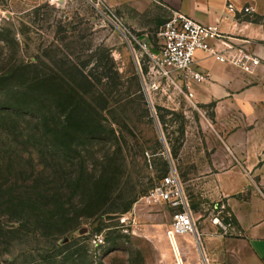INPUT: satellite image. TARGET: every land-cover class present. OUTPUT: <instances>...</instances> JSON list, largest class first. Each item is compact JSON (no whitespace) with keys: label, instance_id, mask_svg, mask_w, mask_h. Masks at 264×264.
I'll use <instances>...</instances> for the list:
<instances>
[{"label":"rangeland","instance_id":"1","mask_svg":"<svg viewBox=\"0 0 264 264\" xmlns=\"http://www.w3.org/2000/svg\"><path fill=\"white\" fill-rule=\"evenodd\" d=\"M93 1L0 0V264H165L172 252L173 210L144 197L172 162L182 180L195 171L183 145L199 114L177 88L150 86L146 60L137 64L125 32ZM134 16L150 23L140 31L156 46L166 18L157 26L150 12ZM27 63L44 125L22 93ZM34 185L44 207L28 209ZM186 186L201 233L215 203ZM180 237L203 264L196 238Z\"/></svg>","mask_w":264,"mask_h":264},{"label":"crops","instance_id":"2","mask_svg":"<svg viewBox=\"0 0 264 264\" xmlns=\"http://www.w3.org/2000/svg\"><path fill=\"white\" fill-rule=\"evenodd\" d=\"M105 1L120 10L144 39L150 40L140 30L150 23L138 21L134 14L150 12L154 24L160 26L179 11L199 23L217 24L232 45L243 46L260 58L259 66L249 73L197 50L193 68L207 79L192 82L191 97L187 89L182 92L199 114L196 126L185 130L189 138L183 146L195 152L189 157L195 161V171L183 181L197 196L200 189L205 190L203 195L215 206L223 204L233 219L226 231L213 222L203 224L200 242L207 264H264V0ZM229 3L234 4L235 12L227 9ZM248 5L252 13L242 12ZM210 44L214 46L216 41ZM172 89L162 87L170 94ZM176 243L183 261L200 263L198 255L189 257L190 246L184 238L178 237ZM176 243H170L172 252L166 250L165 264L186 263L179 261Z\"/></svg>","mask_w":264,"mask_h":264},{"label":"built area","instance_id":"3","mask_svg":"<svg viewBox=\"0 0 264 264\" xmlns=\"http://www.w3.org/2000/svg\"><path fill=\"white\" fill-rule=\"evenodd\" d=\"M50 1L60 7L68 2V0ZM93 3L95 6L103 7L105 17L112 23L118 24L125 32L137 64L141 66V61L146 60L147 76L150 86L154 89L163 86H172L181 92L187 89V95L191 97L192 82L207 79L206 74L193 68L196 52L199 49L209 52L219 62L230 63L249 73L254 72L261 62L257 55L249 52L245 47L232 45L231 38L223 35L217 24H202L182 12L175 11L158 29V43L155 46L151 40L144 39L127 28L115 9L105 0H94ZM227 9L231 12L236 11L232 3L227 5ZM252 11L253 8L249 5L242 8L244 13H252ZM211 40L216 41V45H211ZM217 44L223 47H218ZM144 200L148 203H164L173 210L171 223L166 230L169 242L173 244L180 236L192 235L199 242L204 258L203 264H207L186 186L173 162ZM215 209L217 214L212 222L224 231L228 230L232 225L230 213L225 210L223 204L215 206ZM226 218L228 222L225 221Z\"/></svg>","mask_w":264,"mask_h":264},{"label":"trees","instance_id":"4","mask_svg":"<svg viewBox=\"0 0 264 264\" xmlns=\"http://www.w3.org/2000/svg\"><path fill=\"white\" fill-rule=\"evenodd\" d=\"M24 70H25L24 71L25 73L28 72L27 75H28L29 84L28 83L26 84V86H25L24 90L22 91V93H25L27 95V104H30L31 106H33V108H32L33 110L31 112H29L30 114L33 115V114H35L34 111H35V108H36V106H34V103H36V100L34 98V93H35L36 87H37L36 82L38 80V74H37V71L35 69V64L34 63L24 64ZM31 71L33 72L32 74L29 73ZM36 105H37V103H36ZM37 111H40L41 115L37 114V115H33V117L36 118L39 115V117L37 119H40L41 120V122H40L41 125H44V123L47 121L48 117H46L47 115L43 112V110H37ZM65 162H66V164H68L67 160H65ZM36 188L37 187L35 185L31 188V191L33 190L35 192L30 194V197L28 198V201L26 200V203L28 205H25L24 207H28V209L36 207V205H42V207H44V203H43V200L41 199V196L40 197L37 196V189ZM2 189L3 188L0 185V192L2 191ZM1 197H0V208L3 207V206L5 207L7 205L6 203H4L5 205L1 204L2 203ZM23 202H24V200L21 201V203H23ZM14 206L21 207V204H16ZM225 221L228 222L229 221L228 218H226ZM231 222L233 223V219L231 220Z\"/></svg>","mask_w":264,"mask_h":264},{"label":"bare ground","instance_id":"5","mask_svg":"<svg viewBox=\"0 0 264 264\" xmlns=\"http://www.w3.org/2000/svg\"><path fill=\"white\" fill-rule=\"evenodd\" d=\"M178 259L181 260V259L179 258V255H178ZM178 264H179V262H178Z\"/></svg>","mask_w":264,"mask_h":264}]
</instances>
